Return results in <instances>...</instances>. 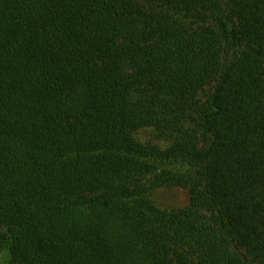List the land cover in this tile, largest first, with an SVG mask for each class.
Segmentation results:
<instances>
[{"label":"trees","instance_id":"obj_1","mask_svg":"<svg viewBox=\"0 0 264 264\" xmlns=\"http://www.w3.org/2000/svg\"><path fill=\"white\" fill-rule=\"evenodd\" d=\"M0 248L264 264V0H0Z\"/></svg>","mask_w":264,"mask_h":264},{"label":"rangeland","instance_id":"obj_2","mask_svg":"<svg viewBox=\"0 0 264 264\" xmlns=\"http://www.w3.org/2000/svg\"><path fill=\"white\" fill-rule=\"evenodd\" d=\"M186 22L190 25H196L190 19H186ZM207 93V91H206ZM205 94V93H204ZM136 137L144 142L158 143L162 146L168 142L165 138L160 137L154 129L145 127L137 130ZM149 198L159 207L174 209L186 207L190 203V194L187 188L176 185H164L149 194ZM9 254L6 250L0 248V264H7L9 262ZM15 264H25L23 262H16Z\"/></svg>","mask_w":264,"mask_h":264}]
</instances>
